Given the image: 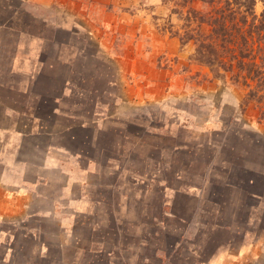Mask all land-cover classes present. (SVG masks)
I'll return each instance as SVG.
<instances>
[{"label": "rangeland", "instance_id": "1", "mask_svg": "<svg viewBox=\"0 0 264 264\" xmlns=\"http://www.w3.org/2000/svg\"><path fill=\"white\" fill-rule=\"evenodd\" d=\"M206 10L202 0H0V264H88L93 256L78 253L77 246L116 244L115 239L103 242L99 231H90L98 221L109 229L110 218L116 217L130 235L123 254L138 264L139 236L153 230L146 217L158 212L156 201L162 198L153 194L156 183L139 179L142 159L153 151L150 145L143 147L139 124L161 136L169 131L179 142L213 138V132L226 125L248 133L247 139H264L261 109L256 104L241 106L248 89L233 85L229 78L227 82L213 78L210 69L195 59L197 43L187 38V32L197 34L200 28L209 32V26L200 24ZM263 10L259 1L257 12ZM54 25L71 31L64 35L69 44L60 47L64 59L98 51L115 67L118 84L111 86L106 98L100 97L106 104L94 113L89 111L88 96L72 98L67 91L70 100L62 104L77 120L92 119L101 128L108 125V116L134 121L137 137L130 138L131 143L121 141L117 156L122 159L109 168L101 169L76 148L65 147L69 145L61 129L66 120L53 117L46 123L50 129H42L33 113L29 81L40 68L41 53L49 51L42 36H51ZM116 135L107 136L102 145L116 150ZM170 136L162 140L171 143ZM102 172L115 183L105 193L113 198L109 205L98 203L103 195L90 185ZM192 181L191 192H208L201 177ZM166 197V203L173 201L172 191ZM192 201L189 211L183 208L191 213L192 222L175 232L184 231L195 242L187 243L189 252L199 250L196 241L207 228L201 224L203 209L212 208L201 198ZM251 203L249 210L236 199L224 209L226 218L234 224L239 221L237 234L219 246L204 243L202 255L191 256V264L209 261L225 246L238 253L249 236L251 243L264 244V197ZM60 248L68 254L64 259ZM189 252L184 256L188 258Z\"/></svg>", "mask_w": 264, "mask_h": 264}, {"label": "trees", "instance_id": "2", "mask_svg": "<svg viewBox=\"0 0 264 264\" xmlns=\"http://www.w3.org/2000/svg\"><path fill=\"white\" fill-rule=\"evenodd\" d=\"M202 1L207 10L200 24H206L210 30L203 32L200 28L197 34L187 32V38L194 39L197 43L196 61L206 65L213 78L225 82L229 78L233 85L247 88L241 106L247 109L256 104L264 118V10L257 12L258 2L264 3V0ZM189 11L195 10L190 8ZM191 31H194V28ZM70 32L60 25H54L51 27V36H42L50 47L47 53H41L40 68L30 77V93L35 97L32 103L33 113L40 120L42 129H50L46 123L53 117L66 120L68 124L61 129L64 141L69 145L65 147L76 148L81 157L88 158L101 169H106L110 167L111 162L122 159L117 156L121 141L131 143L130 138L137 137L133 132L137 126L133 120L125 121L108 116L105 120L108 125L101 128L93 123L92 119L77 120L72 116L74 114L70 108L62 105L70 100L67 94V91H70L72 98L88 96L86 102L90 107L89 111L92 108L94 113L101 103L106 104L105 101L99 100L100 97L106 98L111 86L118 84L114 65L105 62L101 52L87 53L85 50L69 60L64 59L60 47L69 44L64 35H69ZM229 118L232 121L233 115ZM225 128L214 131L213 138L196 143L176 141L167 131L164 135L173 140L167 143L162 140L163 137L167 139L166 136H161L159 132L152 133L147 127L139 124V137L143 147H153L152 153L144 155L142 159L139 179L156 183L153 194L162 195V198L156 201L160 204L157 206L158 212L146 217V223L153 230L148 232L149 234L139 236L142 251L139 253L138 264H191V256L199 255L200 252L202 255L204 243L219 246L232 241L234 234H237L239 221L234 224V220L226 218L225 208L240 199L251 210V201L264 197V139L253 136L247 139L248 133L229 125ZM229 133L231 135H228ZM109 135L119 137L116 150H109L102 145V141ZM221 135L224 138L218 139ZM157 138L160 139L159 143ZM150 164H153V168H150ZM196 176L205 182L208 192L204 195L190 191L194 184L192 178ZM161 183L163 186L159 187ZM114 184L108 181L107 172L100 173L96 182L90 184L96 187L97 194L103 195V198L98 199L99 204H110L113 198L110 199L111 196L105 193ZM168 190L172 191L173 201L168 200L166 203ZM198 198L210 203L212 208L203 209L201 224L207 228L202 230L196 241L200 245L197 246L199 250L195 248L189 252L187 243L195 242L189 241L190 236L184 231L181 234L175 232H178V227L186 229L192 222L191 213L186 210L189 211L192 200ZM184 207L186 210H183ZM246 217L249 218V214H246ZM110 221L112 225L109 229H106L103 222L98 221L97 227L91 225L90 231H99L103 242L111 237L115 239L116 244L109 246L105 242L93 248L80 245L77 246L78 253L83 250L85 254L93 256V260L88 264H116V261L133 264L123 254L128 249L124 246L130 243L128 231L117 217L110 218ZM173 222H176V225ZM101 230L104 234H101ZM88 240L93 242L91 237ZM184 251L189 252L188 258L184 256ZM59 253L63 257L61 259L68 255L61 248Z\"/></svg>", "mask_w": 264, "mask_h": 264}, {"label": "crops", "instance_id": "3", "mask_svg": "<svg viewBox=\"0 0 264 264\" xmlns=\"http://www.w3.org/2000/svg\"><path fill=\"white\" fill-rule=\"evenodd\" d=\"M38 64L40 65L39 59ZM250 237L247 242L241 244L238 253L233 254L229 246H225L209 261H203L202 264H264V244H253L250 242ZM245 255H249V257L247 258Z\"/></svg>", "mask_w": 264, "mask_h": 264}]
</instances>
